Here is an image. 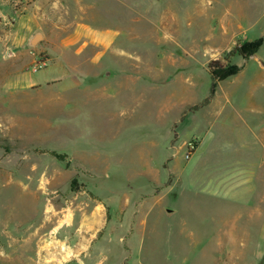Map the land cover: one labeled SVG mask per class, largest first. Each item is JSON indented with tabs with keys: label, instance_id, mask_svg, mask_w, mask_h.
Listing matches in <instances>:
<instances>
[{
	"label": "rangeland",
	"instance_id": "rangeland-1",
	"mask_svg": "<svg viewBox=\"0 0 264 264\" xmlns=\"http://www.w3.org/2000/svg\"><path fill=\"white\" fill-rule=\"evenodd\" d=\"M80 22L116 27L112 50L89 45L74 88L27 85ZM262 198L264 0H0V264H264Z\"/></svg>",
	"mask_w": 264,
	"mask_h": 264
},
{
	"label": "crops",
	"instance_id": "crops-1",
	"mask_svg": "<svg viewBox=\"0 0 264 264\" xmlns=\"http://www.w3.org/2000/svg\"><path fill=\"white\" fill-rule=\"evenodd\" d=\"M119 35L120 31L112 25H108L106 27H97L86 22L78 23L74 27L72 32L59 37V43L56 45V48L52 49V51H55V53L49 52L48 57L45 61L39 62V57L28 56V59L32 60L27 65L28 69L32 67L33 69L32 72L28 75L26 74V77L24 78L26 84L31 86H42L44 84L55 83L62 89H70L76 87L78 85L77 70L80 65V59H82L81 57L84 55L85 49L89 45H92L96 48L95 53L88 57L91 63L96 64L102 57H105V55L112 50L114 44L117 42ZM33 62L35 63L33 64ZM258 136L259 135L252 130L250 133H248V136L244 137L245 139H248L247 143L249 144V153L255 151L256 138ZM237 147L238 146H236V148ZM244 147L247 148V144ZM236 169L242 170L248 174L252 173L251 177L254 178L255 161L248 158L247 162L237 163ZM252 190L254 192L253 196H251L253 210L255 209L254 205L256 203L254 184L252 186ZM237 197L244 199L243 196ZM259 201L260 203H264V198L260 199ZM167 211L172 212L173 210L168 209ZM93 222L94 219H89V223ZM137 230L138 229L135 228L133 231H131V233H128L129 238H125V240L127 241L130 239V242L127 244L128 251L126 253L129 254L131 251V257L129 258H131V260H134V262L138 260L140 254V244L138 245L139 232ZM111 233L112 230H109L107 232V239L113 238ZM99 240L100 239H98L97 241ZM94 244L95 242L92 244L93 247ZM63 249L71 254L72 250L69 246L64 245ZM257 249L264 251V223L260 236L258 238V242L256 243L255 251ZM100 250L102 249L98 247L94 251L97 253ZM131 263H133V261ZM95 264H101V262Z\"/></svg>",
	"mask_w": 264,
	"mask_h": 264
},
{
	"label": "trees",
	"instance_id": "trees-1",
	"mask_svg": "<svg viewBox=\"0 0 264 264\" xmlns=\"http://www.w3.org/2000/svg\"><path fill=\"white\" fill-rule=\"evenodd\" d=\"M261 43L262 39L260 38L252 42L245 41L242 43V41H238L229 52V57L240 55L247 59L256 53ZM208 67L213 78V88L218 82L235 75L240 71L238 65L230 63L228 56L225 58V61H222L221 59L211 60L208 64ZM207 101L208 99H205L201 105L206 104ZM53 154H56V152H53ZM59 157L62 158L63 155L61 156V154H59Z\"/></svg>",
	"mask_w": 264,
	"mask_h": 264
},
{
	"label": "water",
	"instance_id": "water-1",
	"mask_svg": "<svg viewBox=\"0 0 264 264\" xmlns=\"http://www.w3.org/2000/svg\"><path fill=\"white\" fill-rule=\"evenodd\" d=\"M43 38H44V34L41 31L36 30L30 36V38L28 40V44H29V46H35V45L38 44V42H40L41 40H43ZM9 54H10V52H8V55Z\"/></svg>",
	"mask_w": 264,
	"mask_h": 264
}]
</instances>
